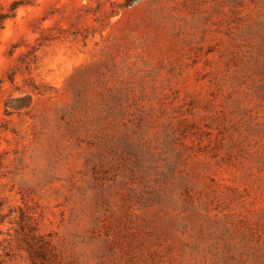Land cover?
Segmentation results:
<instances>
[{"label":"rangeland","instance_id":"rangeland-1","mask_svg":"<svg viewBox=\"0 0 264 264\" xmlns=\"http://www.w3.org/2000/svg\"><path fill=\"white\" fill-rule=\"evenodd\" d=\"M0 264H264V0L18 6Z\"/></svg>","mask_w":264,"mask_h":264},{"label":"trees","instance_id":"trees-1","mask_svg":"<svg viewBox=\"0 0 264 264\" xmlns=\"http://www.w3.org/2000/svg\"><path fill=\"white\" fill-rule=\"evenodd\" d=\"M30 4V0H11L7 6V11H4L0 7V27L5 19L10 18L14 15V11L18 6H25Z\"/></svg>","mask_w":264,"mask_h":264}]
</instances>
